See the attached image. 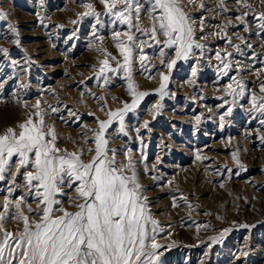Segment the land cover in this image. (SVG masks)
Returning <instances> with one entry per match:
<instances>
[{
	"label": "rangeland",
	"instance_id": "obj_1",
	"mask_svg": "<svg viewBox=\"0 0 264 264\" xmlns=\"http://www.w3.org/2000/svg\"><path fill=\"white\" fill-rule=\"evenodd\" d=\"M141 3L139 26L150 28L149 5ZM181 3L191 17L195 43L203 47L193 46L186 60L168 69L174 49L164 48L162 64L163 44H154L135 27L113 23L100 0H0V10L8 14L7 20H0V49L8 53L0 51V134L26 120L39 101L46 123L55 127L57 147L68 152L83 148L82 159L90 160L94 152L87 149L95 147L98 120H107L108 111L133 99L113 39L119 32L118 39L128 43V32L135 41L131 80L138 92L148 95L124 116L127 135L114 120L105 137L116 150L117 166L128 162L125 153L131 149L148 209L164 229L157 235L164 246L159 250L163 264H264V113L255 110L251 100L253 94L257 103L264 100V20L258 15L264 12V0H224L223 7L220 0ZM87 4L101 13L100 23L95 16L82 15L89 11ZM141 40L152 44L144 46V68ZM106 58L117 69L106 72L107 81L99 75ZM161 73L169 77L163 96L157 91ZM235 81L243 84V96L227 94L229 84L239 91ZM14 171L13 164L0 181V212L9 188L15 189L13 201L27 191L22 175L12 183ZM64 191L66 195L57 198L65 209L76 211L68 198L75 192L67 187ZM37 203L26 196L21 206L30 222L40 219L29 211L36 210ZM16 211L10 207L2 222L3 229L14 234L23 231V222L12 218Z\"/></svg>",
	"mask_w": 264,
	"mask_h": 264
},
{
	"label": "snow or ice",
	"instance_id": "obj_2",
	"mask_svg": "<svg viewBox=\"0 0 264 264\" xmlns=\"http://www.w3.org/2000/svg\"><path fill=\"white\" fill-rule=\"evenodd\" d=\"M146 2L149 5L147 16L150 28L139 26L144 7L141 0H100L106 10L104 14L113 17V23L118 20L129 29L135 27L137 32L147 36L154 44H163L160 50L162 64L166 55L164 48L174 49L175 59L167 64L168 69L177 60H186L193 46L203 47L195 43L191 17L185 12L181 0ZM194 2L195 0H188L189 4ZM237 2L242 3L243 0ZM118 4L122 7L118 8ZM223 4L224 0H220L221 7ZM85 7L89 11L82 15L95 16L97 23H100L101 13L96 12L91 4ZM200 7L203 8L204 5L201 4ZM245 7L252 6L245 4ZM224 10L227 11L226 8ZM258 15L259 19L264 20V12ZM7 19L8 14L0 10V20ZM133 19L136 20L135 24ZM237 19L243 22L242 17L238 16ZM8 27L16 32L13 25L9 24ZM260 28L264 31V23ZM120 35L119 32L113 34L116 47L124 60L123 65L118 64V67H123L127 73L128 91L133 99L131 104L125 103L121 109L108 111L107 120H98V128L93 131L95 147L87 149L89 153L94 152L90 160L85 162L82 159L83 148L68 152L57 147L55 127L46 123V113L42 111L39 101L33 106L35 111L26 120L19 122L15 128H6L0 134V181L6 179L5 174L11 171L14 164L12 183L15 184L16 177L22 175L27 188L25 195L14 201L10 199L14 188H9L8 195L4 197V212H0V264H163L159 250L164 246L157 242V235L164 229L148 209L147 197L142 194L144 187L137 176L135 162L131 159V149L125 153L128 162L117 166L116 150L108 147L109 140L105 137L114 120L120 123L119 132L127 135L124 116L134 111L140 100L148 95L146 92H138L131 80L134 37L128 32L124 33L128 41L125 43L118 39ZM148 40L140 41L139 59L142 68L148 59L144 46L152 47ZM15 43L18 44L19 40ZM0 51L8 54L6 49ZM104 55L115 59L110 53L105 52ZM227 55L230 56L231 53ZM216 58L221 59L219 52ZM221 62L225 69L229 68V63ZM100 64L99 75H104L107 81L106 72H116L117 69L109 65L107 58ZM168 79L167 75L161 73V84L157 91L162 96ZM235 82L239 91L232 89L229 84L228 89L231 91L227 94L243 96V84ZM261 92H264V84L261 85ZM251 100L253 108L264 113V100L257 103L254 94ZM57 111V108L52 109V112ZM231 111L229 108L228 112ZM223 119L221 116V121ZM144 127H147V122ZM197 159H200L199 155ZM233 159L239 164L235 153ZM21 169L24 171L21 172ZM65 187L75 192L74 196L68 198L76 211L65 209L62 201L57 198L66 195ZM26 196H32L38 201L36 210L29 208L30 212L35 211L40 217L38 222H30L29 217L20 211L22 204L26 202ZM13 206L17 211L12 218L23 222V231L17 234L2 226ZM176 206L173 201V207Z\"/></svg>",
	"mask_w": 264,
	"mask_h": 264
}]
</instances>
